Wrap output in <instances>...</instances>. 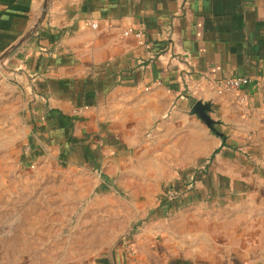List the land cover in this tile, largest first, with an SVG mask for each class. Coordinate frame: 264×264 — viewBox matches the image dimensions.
Masks as SVG:
<instances>
[{
	"label": "crops",
	"instance_id": "0c3cea01",
	"mask_svg": "<svg viewBox=\"0 0 264 264\" xmlns=\"http://www.w3.org/2000/svg\"><path fill=\"white\" fill-rule=\"evenodd\" d=\"M263 75L264 0H0V164H102L94 264H264Z\"/></svg>",
	"mask_w": 264,
	"mask_h": 264
},
{
	"label": "rangeland",
	"instance_id": "374dc122",
	"mask_svg": "<svg viewBox=\"0 0 264 264\" xmlns=\"http://www.w3.org/2000/svg\"><path fill=\"white\" fill-rule=\"evenodd\" d=\"M14 152L9 149L10 160L18 163L0 164L1 172L10 173L0 175V264H94L96 251L112 247L93 244L108 226L95 221L107 215L85 211L87 206H92L89 203L94 198L83 196L98 185L96 177L104 170L102 164L95 157L92 159L95 164L91 171L98 175H85L87 170L76 162L61 163V168L69 175L44 177L39 175L37 166L33 175H19L30 167L25 168L23 157L20 161L14 157ZM56 172L60 173L53 164L44 170L45 175ZM107 190L100 193H107ZM95 228L99 231L96 235ZM142 241H137L133 250L129 244L126 251L139 253L143 247L155 250L154 246H145Z\"/></svg>",
	"mask_w": 264,
	"mask_h": 264
},
{
	"label": "built area",
	"instance_id": "2783aa9c",
	"mask_svg": "<svg viewBox=\"0 0 264 264\" xmlns=\"http://www.w3.org/2000/svg\"><path fill=\"white\" fill-rule=\"evenodd\" d=\"M96 28V25H93ZM132 30H128L124 33L125 36H130ZM138 38L143 39L145 31L139 30L136 32ZM261 82L264 83V75L261 77ZM253 83L252 77L248 75H239L231 78H223L220 80H209L206 85L211 91H219L228 96H232L235 99L237 105L248 108L251 99L250 86ZM248 110V109H247ZM171 200V199H169ZM170 201L168 205L171 203Z\"/></svg>",
	"mask_w": 264,
	"mask_h": 264
},
{
	"label": "water",
	"instance_id": "95a60500",
	"mask_svg": "<svg viewBox=\"0 0 264 264\" xmlns=\"http://www.w3.org/2000/svg\"><path fill=\"white\" fill-rule=\"evenodd\" d=\"M24 40H25V37L21 40V42L24 41ZM14 48H15V47H12L11 50H13ZM205 106H206V109H207V108H208V105H205ZM205 106H203V107H205ZM200 107L203 109L202 106H200ZM208 109H209V108H208ZM196 114H198L199 116H201L202 119L206 121L207 125H209V126L212 125V124H211V120L209 119L208 115L205 114V112H203V110L199 112L198 107L196 108Z\"/></svg>",
	"mask_w": 264,
	"mask_h": 264
},
{
	"label": "flooded vegetation",
	"instance_id": "af4514ba",
	"mask_svg": "<svg viewBox=\"0 0 264 264\" xmlns=\"http://www.w3.org/2000/svg\"><path fill=\"white\" fill-rule=\"evenodd\" d=\"M199 112L203 110V112L206 110V107H203V109L201 107L198 108Z\"/></svg>",
	"mask_w": 264,
	"mask_h": 264
}]
</instances>
